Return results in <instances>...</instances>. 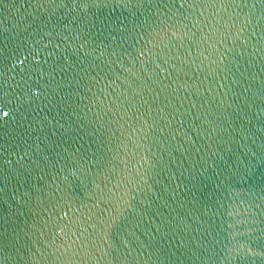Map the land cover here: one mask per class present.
<instances>
[{"label": "water", "instance_id": "1", "mask_svg": "<svg viewBox=\"0 0 264 264\" xmlns=\"http://www.w3.org/2000/svg\"><path fill=\"white\" fill-rule=\"evenodd\" d=\"M0 264H264V0H0Z\"/></svg>", "mask_w": 264, "mask_h": 264}]
</instances>
